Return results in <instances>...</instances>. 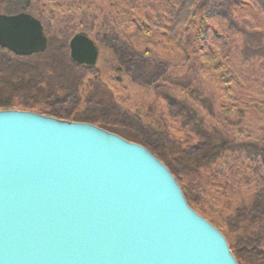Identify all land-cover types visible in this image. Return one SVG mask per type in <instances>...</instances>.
<instances>
[{"label": "rangeland", "instance_id": "rangeland-1", "mask_svg": "<svg viewBox=\"0 0 264 264\" xmlns=\"http://www.w3.org/2000/svg\"><path fill=\"white\" fill-rule=\"evenodd\" d=\"M229 1L0 0V14H28L41 22L48 38L47 53L39 58L0 48V96L12 97L16 103L0 111L88 123L19 106L24 100L33 105L63 106L79 115L87 112L124 125L129 135H143L164 158L163 151H170L168 141L175 144L171 149L199 143L200 138L168 111L172 104L180 112L184 106L178 100L188 97V105L199 115L194 126L197 131L201 124L206 125L210 133L226 137L232 149H243L238 145L242 143L255 146L264 139V8L253 0ZM203 5L208 18L199 26ZM199 28L207 32L204 41L196 37ZM80 33L99 51L96 66L82 71L66 61L70 42ZM118 48L137 54L136 58L163 63L167 78L160 81L161 87L129 77L118 62ZM81 74L83 84L77 88ZM185 116L190 121L191 113ZM254 146L248 153H224L202 171L204 178L195 179L202 188L194 203L185 196L193 190L189 181L174 176L189 206L226 240L233 237L228 222L235 228L236 211L264 190V157L257 155Z\"/></svg>", "mask_w": 264, "mask_h": 264}, {"label": "water", "instance_id": "water-1", "mask_svg": "<svg viewBox=\"0 0 264 264\" xmlns=\"http://www.w3.org/2000/svg\"><path fill=\"white\" fill-rule=\"evenodd\" d=\"M0 48L43 54L28 14H0ZM86 36L70 58L96 66ZM0 264H239L224 235L188 204L142 145L89 123L0 111Z\"/></svg>", "mask_w": 264, "mask_h": 264}, {"label": "trees", "instance_id": "trees-1", "mask_svg": "<svg viewBox=\"0 0 264 264\" xmlns=\"http://www.w3.org/2000/svg\"><path fill=\"white\" fill-rule=\"evenodd\" d=\"M227 1L228 0H226V2ZM253 1L257 2L261 7L264 8V0ZM235 2L239 3L241 1L236 0ZM232 4L233 2H231V5ZM204 7L205 6L203 5L199 26L205 24L206 19L208 18L206 17L207 14L204 15L205 13H207V9L205 10ZM21 8L22 10H24L25 6H21ZM229 8L230 7H227L228 13L231 10ZM222 13L225 14L224 11H222ZM225 15H227V13ZM80 34L83 36H87L84 33ZM206 34L207 32H205L204 29L199 28L196 37L204 41L206 38ZM46 53L47 51L44 54L36 55L33 57L39 58L43 55H46ZM117 53L119 54L118 62L121 68L124 67L125 69L122 68L124 72L133 80L158 88L161 87V85L159 84L160 81L167 78V72L163 70V63L154 60L142 59L141 57L136 58V56H138L137 54H134V56L131 52V55L130 51L125 48H118ZM67 59L68 60L66 61L69 62L67 64H70L74 68V70L82 71V69L85 67L76 65L69 56L67 57ZM156 68L157 71H155ZM160 68H162L163 70L161 71V73L158 71ZM83 80L84 76L81 74L76 84L77 88L82 87ZM187 98L188 97L182 99L183 101L178 100V103L183 104L184 106V108L180 111L182 114H180L179 111L176 112L175 110H173L174 106L172 104L168 105V111H170V116H172L173 118H180V120H182V124H184V127L189 128L192 133L196 134L200 138L199 143L197 145H189L186 148L182 147V149H171L170 147L175 144L167 140L168 146L170 145V151H163L164 158L158 155V147L152 145V142L150 140L144 138L141 134L131 133L129 135L128 132L125 131L124 125L116 124L114 122H111V120L102 118L100 120L98 117L91 116L87 112H83V114L79 115L75 110H70L69 108L64 109L63 106L56 107L33 105L24 100L18 103V105L28 109L40 108L42 112L61 119L97 124L101 128L116 133L127 140L143 145L165 164V166L178 181H181L184 178L189 181V184L191 185L193 190H191V192L186 191L185 196L188 201L194 203L196 198L195 194L199 196L200 188H202L200 183H195L198 182L197 180L204 178L203 176H201L202 171L208 170L212 165H214V163H217L224 153L230 151L233 153H248L247 151H251L250 149H253L252 146L254 145L249 143H242L238 145L243 146V149L240 147L232 149L229 146L228 139L226 137H222V135L217 136L216 134L210 133L209 130L205 128L206 125L201 124V130L197 131L194 126H197L199 115L188 105ZM12 100V97L8 98L7 96H0V109H10L15 107L16 103ZM116 110L119 111L118 108H116ZM189 112L191 113L190 121H188L189 116H185L188 115ZM124 116L126 117L127 115L125 114ZM148 128L146 129L150 131ZM202 129L206 131H203ZM163 138L165 137L161 136L162 140H164ZM254 147H256V152H258L257 155H262L264 157V139L263 142L258 143ZM235 215V219L233 220L235 221V228H231V223L228 222L229 233H231L233 237H227L230 249L233 252L235 258L237 259L239 264H264V190L260 191L248 205L239 208L236 211ZM249 225L251 226V228L248 229ZM240 230L242 232L238 234ZM249 230H251V232H249Z\"/></svg>", "mask_w": 264, "mask_h": 264}, {"label": "bare ground", "instance_id": "bare-ground-1", "mask_svg": "<svg viewBox=\"0 0 264 264\" xmlns=\"http://www.w3.org/2000/svg\"><path fill=\"white\" fill-rule=\"evenodd\" d=\"M229 244V243H228ZM230 247V246H229Z\"/></svg>", "mask_w": 264, "mask_h": 264}]
</instances>
